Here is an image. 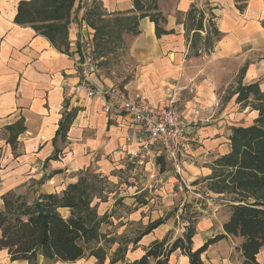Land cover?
Listing matches in <instances>:
<instances>
[{"label": "crops", "instance_id": "0c3cea01", "mask_svg": "<svg viewBox=\"0 0 264 264\" xmlns=\"http://www.w3.org/2000/svg\"><path fill=\"white\" fill-rule=\"evenodd\" d=\"M21 1L0 0V209L3 194L9 190L26 194L29 188L41 185L34 191L36 197L40 192L53 193L77 181L80 171L90 167L108 178L112 187L125 185L120 194L115 187L107 200H96L99 213L111 215L118 195L131 190L135 203L125 211V218L121 217L123 222L146 227L164 219L131 247L126 261L144 255L156 239L183 236L177 233L176 225L181 206L191 201L196 186L209 180L215 161L231 151L234 126L248 127L260 115L254 96L240 100L236 90L240 84L256 83L264 95V0H157V9L150 11L162 14L164 21L159 23L165 33L157 36L156 23L149 15L139 17L138 33L124 30L122 40L111 43L102 59L98 57L99 63L104 59L103 64L109 67L99 65L95 85L116 84L125 94L160 106H168L174 95L177 108L186 118L198 111L199 120L189 126L194 140L181 155V170L163 157L173 169L159 174L146 171L144 165L150 169L156 166L160 155L144 156L136 140L127 142L133 131L130 115L122 110L108 115L102 99L76 91L82 76L78 65L79 0L71 9L68 45L61 47L34 27L15 22ZM97 1L107 20L131 18L142 12L135 7V0ZM142 3L144 8L153 5L151 0ZM192 10L194 17L189 16ZM200 13L202 27L197 30ZM92 28L95 40L96 28ZM97 49L96 44V55ZM68 111H73L75 118L66 136H57ZM18 123L23 129L7 128ZM127 179L132 181L126 184ZM149 197L151 203L158 198V210L148 211L149 202L144 199ZM208 204L201 209L203 214L194 229V249L224 232L228 211L220 222L218 209L212 202ZM176 207L177 211L170 213ZM241 241V237L230 235L222 238L207 248L202 259L206 264H241ZM116 246L118 243L111 252ZM87 258L99 264L96 258ZM258 260L264 264V248ZM170 262L190 264L180 248ZM108 263L109 258L101 264ZM0 264L28 261H12L6 250H0Z\"/></svg>", "mask_w": 264, "mask_h": 264}, {"label": "trees", "instance_id": "16d2710c", "mask_svg": "<svg viewBox=\"0 0 264 264\" xmlns=\"http://www.w3.org/2000/svg\"><path fill=\"white\" fill-rule=\"evenodd\" d=\"M77 0H22L18 6L15 22L34 27L56 46H67L68 30L72 8ZM157 0L144 8L142 0H135V7L142 12L131 18L104 19L97 0L89 9V24L96 28L97 47L106 53L109 45L122 40L120 35L127 32L138 33V19L149 15L156 23V34L161 36L166 31L160 27L159 20L164 17L157 9ZM198 19L196 29L202 27L203 14ZM194 17V10L189 12ZM216 33V30L213 29ZM197 39V38H196ZM236 92L240 100L254 96V106L260 111L259 117L248 127L234 126L231 135L232 149L221 155L213 166L209 177V188L216 193L228 194L230 211L223 224L222 234L209 238L198 248H193L194 228L188 227L183 236L172 241L171 236L152 241L145 249V254L132 261H126L128 246L120 243L111 252L117 238L108 236L103 226L110 223L109 213H99L97 199L106 200L105 176L96 173L90 167L78 174V180L69 183L64 189L53 193L40 192L31 201L28 194H18L9 190L3 194L4 206L0 209V250H6L12 261L27 260L28 264L43 262H69L86 257H94L98 263L108 264L123 261V264H172L171 255L180 248L188 257L190 264H206L202 254L207 248L227 236L241 237L238 248L242 252L241 264H261L258 254L264 248V95L258 84L243 86ZM73 111L63 115L57 136L67 134ZM22 123L9 125L10 131L23 129ZM14 141L13 137L10 138ZM165 161L163 156L157 157ZM40 201L42 212L37 209ZM66 209L68 215L62 214ZM164 222L157 219L149 223L146 229L132 241L137 244L146 233L153 231ZM172 241V242H171ZM43 259V262H42Z\"/></svg>", "mask_w": 264, "mask_h": 264}, {"label": "built area", "instance_id": "2783aa9c", "mask_svg": "<svg viewBox=\"0 0 264 264\" xmlns=\"http://www.w3.org/2000/svg\"><path fill=\"white\" fill-rule=\"evenodd\" d=\"M95 0H79L78 25L80 30V58L78 65L82 73L76 85V91H85L90 98H100L104 101V110L111 115L116 110H122L130 115L133 121L132 133L127 142L136 140L140 145L141 154L161 155L175 164L181 170V155L189 149L193 136L189 126L199 120L198 111L192 117L186 118L175 104L174 95L168 106L155 105L141 97H133L116 84H96L94 76L99 69V58L96 55L94 30L88 21L89 9ZM199 197L204 198L200 193ZM210 193H206L208 197Z\"/></svg>", "mask_w": 264, "mask_h": 264}, {"label": "rangeland", "instance_id": "374dc122", "mask_svg": "<svg viewBox=\"0 0 264 264\" xmlns=\"http://www.w3.org/2000/svg\"><path fill=\"white\" fill-rule=\"evenodd\" d=\"M97 55L98 57H100V59H102L101 57H104L106 55H104L102 53V51L98 48L97 49ZM104 60V59H103ZM100 60V67L101 68H108L109 66H105L106 64H103L105 62ZM148 165H144V169L146 171H155V173L159 174L161 171L164 170H170L173 169V166L168 163L167 161H162L159 162L158 161L156 163V166L151 165V169L147 167ZM125 176V175H124ZM126 177V176H125ZM146 177V176H145ZM108 183L105 182V192L106 195L108 194V197L112 194L114 195V190L115 187L117 188V192L118 194H120L119 190H123L124 186L123 185H115L114 187H112V185L110 184V181L108 178H106ZM130 181L132 180H128L124 183H130ZM200 181L204 182L205 180L200 179ZM36 186V187H32L29 188L26 192V194H28L29 199L31 201H33L36 198V194L34 191H37V189L40 187ZM113 188V189H112ZM131 190H129V192L127 194H124L122 192L123 195H118V199L116 200L115 204L113 205L112 208V214H111V218H110V223L109 224H105L103 226V230L110 236L113 238H117L118 241L116 243H118V245L120 243H122L123 245L128 246V250L127 252L131 249V247L133 248L136 244H134V242L132 241L134 238H136L140 232H142L143 230L146 229V227H144L142 224H137L135 222H123V218H125V211L127 212V210L133 208L132 205L135 203V201L133 200L134 195L130 193ZM196 193H200L201 195L204 196V198L199 197L196 193H194L191 197V201L190 202H186L183 206H181L182 210L179 213V218H176V225H179V229L177 231V233L183 235L184 232L187 230L188 227H193L195 229L196 223L198 222V218L203 214V211H201V209H204L207 207L208 201L213 203V207L217 208V216L218 219H220V222L223 220L222 218L227 214V211L229 213L230 211V196L228 194H216V192H214L213 190H211L209 188V180L205 183H201L200 186H196L195 188ZM206 193H210V195L208 197H206ZM147 196V195H146ZM107 197V198H108ZM154 197H159L155 195ZM196 197V198H195ZM107 200V199H106ZM146 200V202H149L148 206L149 209L148 211H154V210H158V208H155L156 201H158V198H155V202L151 203V198H145L144 201ZM103 201V200H102ZM137 201V200H136ZM161 204V203H160ZM160 206V205H159ZM177 208H174L170 211V213H174L177 211ZM61 212L63 215L67 216L68 215V211L66 209H61ZM124 225H126L124 227ZM178 228V227H177ZM172 241L173 237H172ZM171 241V242H172ZM116 245V244H114ZM117 247V246H116ZM92 259H89L86 257V259H83L81 261H79L77 264H96L94 262H92ZM43 262V259H42ZM58 261L55 262H43V264H63V263H57ZM68 264H72L68 263Z\"/></svg>", "mask_w": 264, "mask_h": 264}, {"label": "water", "instance_id": "95a60500", "mask_svg": "<svg viewBox=\"0 0 264 264\" xmlns=\"http://www.w3.org/2000/svg\"><path fill=\"white\" fill-rule=\"evenodd\" d=\"M36 207H37V209H40L42 212L44 211V209H42V205H41V202L40 201H38L36 203Z\"/></svg>", "mask_w": 264, "mask_h": 264}]
</instances>
